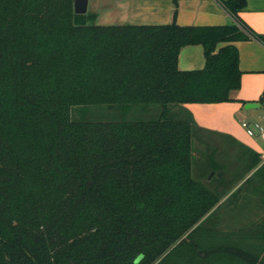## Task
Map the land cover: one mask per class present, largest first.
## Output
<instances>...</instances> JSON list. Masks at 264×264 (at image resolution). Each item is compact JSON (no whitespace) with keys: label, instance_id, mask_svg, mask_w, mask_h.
Returning a JSON list of instances; mask_svg holds the SVG:
<instances>
[{"label":"trees","instance_id":"16d2710c","mask_svg":"<svg viewBox=\"0 0 264 264\" xmlns=\"http://www.w3.org/2000/svg\"><path fill=\"white\" fill-rule=\"evenodd\" d=\"M73 3L0 0V264H264V212L207 224L258 191L264 162L233 191L213 161L198 176L196 129H208L183 106L234 100L232 42L264 43L238 16L246 1L222 0L234 22L212 26L100 25ZM189 44L202 68L177 66ZM95 106L121 116H74ZM245 150L249 171L259 158Z\"/></svg>","mask_w":264,"mask_h":264},{"label":"crops","instance_id":"0c3cea01","mask_svg":"<svg viewBox=\"0 0 264 264\" xmlns=\"http://www.w3.org/2000/svg\"><path fill=\"white\" fill-rule=\"evenodd\" d=\"M245 1V7L238 11L239 18L255 32L264 34V0ZM86 12L96 14L95 23L100 25H162L175 22L179 25L212 26L234 22L233 15L222 0H88ZM225 44L220 42L217 48ZM232 44L237 48L241 70L240 87L231 91L234 100L184 103L183 106L200 127L216 131L243 148L248 147L263 162L264 141L258 136L248 135L241 122L258 121L264 125V105L257 102L264 87V43L248 37L235 40ZM204 62L201 44L181 47L177 58L180 69H199ZM243 100L246 102L243 103ZM249 102L255 105L247 107ZM259 165L260 162L245 177Z\"/></svg>","mask_w":264,"mask_h":264},{"label":"rangeland","instance_id":"374dc122","mask_svg":"<svg viewBox=\"0 0 264 264\" xmlns=\"http://www.w3.org/2000/svg\"><path fill=\"white\" fill-rule=\"evenodd\" d=\"M85 16L95 22V18L91 19L90 14ZM96 15V14H95ZM88 20V21H89ZM159 108L156 106H152L146 110H142L138 107L131 109L128 113H126L127 118H142L147 119L157 115ZM80 115L84 117H88L91 119H114L119 118L121 114L116 109H108L106 107H91L87 109L75 110L74 116L79 117ZM196 155L197 160L195 163V173L202 177L198 171L205 161H213L219 165L218 171H221L222 176L227 180L225 184L233 187L231 191H233L237 186L235 184L238 182L243 174L248 173V166L245 164H250V161L253 160V156L245 150L242 146L234 143L231 139L223 136L222 134L214 131H206L202 129H196ZM259 162L262 164L260 157ZM207 170V169H206ZM203 171V170H201ZM204 172V171H203ZM205 173V172H204ZM217 174L214 171H210L209 177ZM203 175V174H202ZM249 175V174H248ZM231 179V180H229ZM241 183V182H240ZM253 183L257 185L258 191H255L251 198L248 200L243 199L241 197H231L232 201H229L223 204V207L217 211V216L213 219H210L207 224L210 225H219L228 226V225H238L240 220L242 222H248L249 219L255 218V214H261L264 212V183L261 180L257 182L253 180ZM226 186V185H225ZM223 186L221 185V188ZM230 191V192H231ZM243 192L245 190H242ZM228 193V195L230 194ZM226 195L225 198H227ZM235 198V199H233ZM226 221V222H225ZM198 242L207 246L210 244L209 241L211 239H207L205 236H199Z\"/></svg>","mask_w":264,"mask_h":264},{"label":"built area","instance_id":"2783aa9c","mask_svg":"<svg viewBox=\"0 0 264 264\" xmlns=\"http://www.w3.org/2000/svg\"><path fill=\"white\" fill-rule=\"evenodd\" d=\"M241 125L248 135L258 136L264 141V125H262L260 122L243 120ZM262 158L264 162V152H262Z\"/></svg>","mask_w":264,"mask_h":264},{"label":"water","instance_id":"95a60500","mask_svg":"<svg viewBox=\"0 0 264 264\" xmlns=\"http://www.w3.org/2000/svg\"><path fill=\"white\" fill-rule=\"evenodd\" d=\"M87 3H88V0H74V3H73L74 12L78 14L85 13L87 9ZM254 105L255 103L253 102H249L246 104L247 107L254 106Z\"/></svg>","mask_w":264,"mask_h":264}]
</instances>
